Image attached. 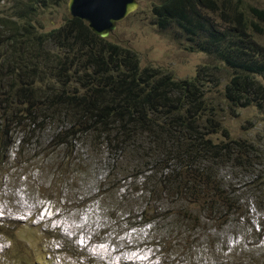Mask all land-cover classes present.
<instances>
[{
	"label": "trees",
	"instance_id": "obj_1",
	"mask_svg": "<svg viewBox=\"0 0 264 264\" xmlns=\"http://www.w3.org/2000/svg\"><path fill=\"white\" fill-rule=\"evenodd\" d=\"M65 2L0 0V175L23 169V157L38 150L33 166L60 178L61 189L96 181L95 193L70 207L96 201L115 218L125 201L143 199L133 202L140 212L125 214L129 228L168 220L176 239L210 244L217 236L209 226L221 235L249 223L251 205L264 213V130L232 138L221 122L225 108L236 116L254 107L264 116V8L245 0H157L156 29L212 59L177 80L141 68L135 51L66 12L52 27V9ZM210 87L218 91L211 97ZM261 219L260 230L252 228L258 238ZM168 251L194 256L180 244ZM207 253L200 264H221L213 249ZM256 255L236 248L229 260Z\"/></svg>",
	"mask_w": 264,
	"mask_h": 264
},
{
	"label": "rangeland",
	"instance_id": "obj_2",
	"mask_svg": "<svg viewBox=\"0 0 264 264\" xmlns=\"http://www.w3.org/2000/svg\"><path fill=\"white\" fill-rule=\"evenodd\" d=\"M245 1L264 8V0ZM156 2L138 0V8L119 22L107 38L135 51L141 68H158L177 80L190 79L199 66L212 64V59L183 48L173 38V31L156 29L151 21L152 5ZM52 12V27H57L63 23L64 13H68L67 0ZM47 17L49 12L39 16ZM217 93V88H212L209 96ZM222 114V126L232 138L254 139L264 130V116L254 107L239 109L236 116L225 108ZM221 137L218 133L214 138ZM13 152L11 149L8 158L12 159ZM38 153L36 150L23 157V169L11 168L0 175V244L3 246L0 264H200L209 259V249H213L221 264H235L229 259L236 248L255 249L258 256L240 264H264V236L258 238L252 233V228L257 226L260 230L264 213L253 205L249 223L244 220L239 229L222 230L220 235L219 227L209 226L207 233H214L213 238L217 236L213 244L206 238L176 239L168 220L160 222L161 228L155 223L129 228L125 214L140 212L139 205L133 202L143 199L125 201L115 218L96 201L81 209L70 207L81 197L94 194L96 181L67 182L61 189L60 178L53 180L50 175H41L33 166L39 159ZM164 210L157 207L158 212ZM157 239L162 240L163 247H157ZM175 244L191 247L194 256L190 258L183 251L170 255L168 250Z\"/></svg>",
	"mask_w": 264,
	"mask_h": 264
},
{
	"label": "water",
	"instance_id": "obj_3",
	"mask_svg": "<svg viewBox=\"0 0 264 264\" xmlns=\"http://www.w3.org/2000/svg\"><path fill=\"white\" fill-rule=\"evenodd\" d=\"M138 5V0H67V11L72 18L84 21L95 35L107 37Z\"/></svg>",
	"mask_w": 264,
	"mask_h": 264
},
{
	"label": "clouds",
	"instance_id": "obj_4",
	"mask_svg": "<svg viewBox=\"0 0 264 264\" xmlns=\"http://www.w3.org/2000/svg\"><path fill=\"white\" fill-rule=\"evenodd\" d=\"M0 247H3L1 244H0ZM2 253V250L0 251V254ZM0 260H1V257H0Z\"/></svg>",
	"mask_w": 264,
	"mask_h": 264
}]
</instances>
